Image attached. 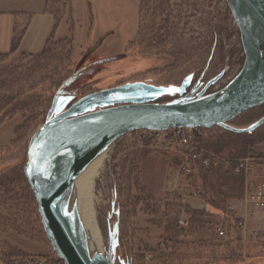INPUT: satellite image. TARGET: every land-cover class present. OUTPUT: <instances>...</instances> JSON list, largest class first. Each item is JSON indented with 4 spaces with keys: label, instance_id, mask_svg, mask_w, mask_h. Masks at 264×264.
<instances>
[{
    "label": "rangeland",
    "instance_id": "1",
    "mask_svg": "<svg viewBox=\"0 0 264 264\" xmlns=\"http://www.w3.org/2000/svg\"><path fill=\"white\" fill-rule=\"evenodd\" d=\"M52 8L67 19L73 17L76 32L73 52L69 62H65L62 59L65 52L56 48L50 65L28 55L29 58L12 55L3 63L19 65V73L24 71L20 78L27 82L22 85L24 89L19 88L21 92L38 86L37 90H44L45 97L44 107L39 108L43 112L36 110L38 116L32 122V113L18 112L0 124V127L15 126L13 139L7 145L1 144L10 151L0 147V172L23 161L24 172L30 142L50 120L78 102L82 108L74 115L129 102H189L226 89L246 63L242 31L228 0H52ZM67 71L70 78L64 81L69 75ZM56 81L61 86L46 112L45 105L52 96L48 91L55 92L56 88L51 86ZM259 107L224 124L232 123V127L247 124L264 113ZM224 124L205 130L201 145L217 156L234 159L228 156L231 146L218 153L204 145V141L224 135ZM21 127L24 129L20 135L28 127L23 142L11 146L19 138L16 129ZM227 140L235 141L230 137ZM263 146L264 143H259L251 148L250 155L263 152ZM176 161L173 151L144 147L128 141V136L111 144L93 187V207L103 247L102 257L96 263L264 264V234L246 230V221L241 226V243L233 228L239 221V205L245 208L247 185L256 184L259 176L244 175L245 195L224 199L221 188L213 194L203 185L201 173L195 176L178 173ZM193 190L200 192L198 199L189 196ZM210 200H224V211L214 207ZM176 204L204 207L218 214L219 219L213 221L220 220L230 237H215L212 241L200 237L199 232L209 227L210 217L202 218L203 226L196 227L189 236L191 224L185 229L179 221L191 216L182 212L174 222L172 209ZM37 208L36 211V204H27L22 199L0 204L3 257L18 255L8 247L11 235L16 234L26 237L27 244L37 245L40 253L53 249L38 203ZM81 216V210L73 204L67 220L75 230L82 224ZM7 219L23 225L24 233L6 226L10 223Z\"/></svg>",
    "mask_w": 264,
    "mask_h": 264
},
{
    "label": "water",
    "instance_id": "2",
    "mask_svg": "<svg viewBox=\"0 0 264 264\" xmlns=\"http://www.w3.org/2000/svg\"><path fill=\"white\" fill-rule=\"evenodd\" d=\"M228 2L241 28L247 57L227 91L178 104L129 102L74 115L82 108L78 102L50 120L30 142L24 174L38 203L45 233L65 264H94L77 243L57 201L97 151L137 129L211 128L264 105V47L240 14L244 6L264 42V0ZM251 53L254 63L249 61ZM65 153L73 154L70 172L65 181L54 185L55 170H47Z\"/></svg>",
    "mask_w": 264,
    "mask_h": 264
},
{
    "label": "trees",
    "instance_id": "3",
    "mask_svg": "<svg viewBox=\"0 0 264 264\" xmlns=\"http://www.w3.org/2000/svg\"><path fill=\"white\" fill-rule=\"evenodd\" d=\"M54 1V0H53ZM46 11L53 14L56 18L57 24L56 26L61 23V21L65 18L64 15H61V13H58L57 11L55 12L52 8V0H48ZM68 24H69V29H70V36H64L59 39L55 37L53 34L50 39L47 41L44 49L40 54L37 55H31L30 57H34L35 60H42L48 62V65L51 64V59L52 56L54 55V50L56 48L61 49L64 51V61L69 62L70 56L73 52V42H74V34H75V25L73 21V17H69L67 19ZM24 35V30L16 31L15 35L13 37V44H12V49L10 53H0V124L8 117H12L14 114L18 112L22 113H32V116L35 117L31 118L32 120H35L36 116L35 111L36 110H42L39 109L41 107H44V102L43 98L45 97L44 95V90H37L38 86L34 89L33 87L29 89L27 93L21 92L20 89H24L22 86L27 82V79H24L23 81L21 80V76H23V72L19 73L20 67L19 65H9L5 66L3 63L7 61V59L10 58L15 52H17L21 39ZM24 58H29L27 55H24ZM68 72V76L64 77V81L70 78V71ZM30 85H32L31 82H29ZM39 85V84H38ZM33 86V85H32ZM61 86V83L58 84V81L53 82L51 88H56L55 92H52V89H50L48 92H51L52 96L50 97V101L48 102V105H45L47 108V111L51 109L52 107V100L58 91L59 87ZM20 88V89H19ZM35 91V92H34ZM33 92V93H32ZM122 104V103H121ZM45 107V110H46ZM258 109H264V105L260 106ZM256 110V109H255ZM45 113V112H44ZM47 114V113H46ZM45 114V116H46ZM29 118V119H30ZM44 121V119H43ZM42 121V122H43ZM30 122V121H29ZM230 126L232 123H229ZM222 125V124H221ZM221 125H217L220 126ZM224 126V135L221 136H216L215 138H211L210 140L204 141V145L207 148L213 149L214 151H219L218 153H223L222 149L223 147L226 146H231V150L229 151L230 154L228 156L233 157V160H239L236 158H245L250 156V149L255 147L259 143H264V113L260 114L258 116H254L253 119L248 121L247 124H241L237 125L238 127H230L228 125H223ZM24 129V127L16 129V132L19 134V138L15 139L13 141L12 145L19 144L23 142L24 136L26 135V130L28 127L25 129L24 133L20 135L21 130ZM212 128H205V130L208 132ZM232 138L235 141H229L227 140L228 138ZM30 141V140H29ZM28 141V143H29ZM227 141V142H226ZM15 143V144H14ZM227 143V144H226ZM17 146V145H16ZM0 147L3 149H7L8 147L1 146ZM27 150V148H26ZM7 151H10L7 149ZM27 158V152H26V157ZM13 158L10 159L9 162H12ZM26 161V160H25ZM23 164L18 163L16 165H12L9 168H6V170H3L0 172V204H8V202L15 203L17 200H21L24 202V200L27 202V204H36V211H37V202L34 196V193L25 177V174L23 172ZM202 180H203V185L207 187L210 192L213 194L217 191V188H221V195L226 199V196L229 198H234V197H242L245 195V182H244V174L239 173L235 174L233 170H226L222 166L218 167H212L207 170H203L201 172ZM19 186L16 187L15 186ZM22 197V198H21ZM181 197H176V199H180ZM210 203L213 204L214 207L223 210L224 211V206H225V201L223 200H210ZM207 206L208 204L206 202ZM35 210V209H34ZM32 209V212L35 213ZM173 212V221L176 222L182 212H186L191 216L190 219V224L191 228L189 236H191V233L194 232V229L196 227L203 226L202 222H205L202 220V218L205 217H210L211 222L208 223V228L203 229V231H200V237L205 239V241H212L214 238H229L230 233L228 230H226L227 233L225 235H219L217 232V228L221 227L223 223L213 221V219H219L218 214H214L213 212L204 209L202 207L201 209L194 208L189 205H182V204H176V206H173L172 209ZM10 221L9 224H6L11 229L17 230L21 233H24L23 225H19L18 223L15 224L13 219H7ZM222 220V219H221ZM177 225V223H176ZM224 228V226H223ZM233 228L237 230V241H240L242 243V228L238 226L237 223L233 225ZM175 230V229H174ZM177 230V229H176ZM41 230H37V232L40 234ZM43 232V231H42ZM178 232V231H175ZM211 232V233H210ZM38 234V235H39ZM37 235V236H38ZM10 251L12 253H16L19 255H24L23 252L12 248L11 246H8Z\"/></svg>",
    "mask_w": 264,
    "mask_h": 264
},
{
    "label": "built area",
    "instance_id": "4",
    "mask_svg": "<svg viewBox=\"0 0 264 264\" xmlns=\"http://www.w3.org/2000/svg\"><path fill=\"white\" fill-rule=\"evenodd\" d=\"M128 141L138 142L144 147L173 151L177 161L175 162L178 173L186 176L199 175L203 170L212 167L222 166L225 170H233L235 174L244 173L246 177L256 173L259 180L253 186L247 185L246 205H251V210H246L244 217H239L238 224L243 226L247 219L255 215V211L264 209V156L252 154L246 158L233 160L217 156L201 145L205 136V128L195 127H175L163 130L158 129H137L128 132ZM198 190H193L189 196L198 199ZM186 202V199L185 201ZM180 226L188 228L190 226L189 217H181ZM225 229L217 228L220 235H225ZM1 250V247H0ZM3 257V256H2ZM9 264H65L58 255L24 254L4 256Z\"/></svg>",
    "mask_w": 264,
    "mask_h": 264
},
{
    "label": "crops",
    "instance_id": "5",
    "mask_svg": "<svg viewBox=\"0 0 264 264\" xmlns=\"http://www.w3.org/2000/svg\"><path fill=\"white\" fill-rule=\"evenodd\" d=\"M47 2L48 0H0V53L11 52L13 37L17 30L23 29L24 35L17 52L13 54L14 56L40 54L53 34L56 38L70 35H67L68 31L70 33L67 17L57 27L55 16L46 11ZM64 24L67 25L68 31H64V28L67 29ZM14 130L15 126L10 124L0 127V144L7 145L13 139ZM262 148L264 150V146ZM253 154L264 156V151ZM239 206L240 217L245 216L247 209H252L251 205L245 204V208ZM246 221V230L264 234V209L255 211V215ZM10 238L12 240L8 241L10 246L25 254L50 255L54 252L52 249L46 253H40L37 251L39 250L37 245L27 244L29 240L18 234L11 235ZM2 256L0 253V264H9Z\"/></svg>",
    "mask_w": 264,
    "mask_h": 264
},
{
    "label": "bare ground",
    "instance_id": "6",
    "mask_svg": "<svg viewBox=\"0 0 264 264\" xmlns=\"http://www.w3.org/2000/svg\"><path fill=\"white\" fill-rule=\"evenodd\" d=\"M240 14L243 19L249 22L252 32L254 33L256 38L259 39V41L264 47V42H262L261 37L257 32L255 25L253 24L251 16L244 6L241 7ZM249 61L251 63L255 62L253 53L250 54ZM230 86L231 85H229L220 93L213 95V97L224 93L230 88ZM110 146L111 144L107 145L106 147H103L93 155V158L85 165V167L75 179L73 184L57 201V205L60 207L66 219L68 218L69 208H71L73 204L77 205L81 210L83 214V216L81 217H83V219L81 220L82 224L78 225L77 227L78 230L72 228L70 224H68V226L69 228L71 227L70 230L73 233L77 243L83 249L86 256L94 264H97V259H99L100 256L103 254V247L102 240L97 229L96 212L93 207V187L94 181L102 168L103 161L107 156ZM72 158V153L62 154L49 166L47 173L55 170V174L53 176L54 185L65 181L71 169Z\"/></svg>",
    "mask_w": 264,
    "mask_h": 264
}]
</instances>
